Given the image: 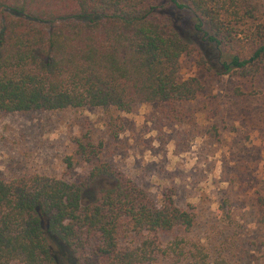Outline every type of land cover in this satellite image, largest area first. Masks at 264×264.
Segmentation results:
<instances>
[{"label": "trees", "instance_id": "16d2710c", "mask_svg": "<svg viewBox=\"0 0 264 264\" xmlns=\"http://www.w3.org/2000/svg\"><path fill=\"white\" fill-rule=\"evenodd\" d=\"M249 3L0 0V112L130 113L188 102L202 89L198 77L178 73L188 54L210 78L251 82L264 71V20L237 30L253 19ZM121 126L120 117L108 116L112 138ZM72 145L88 165L75 180L37 173L0 179V264H230L221 248L192 240L191 204L178 207L171 193L150 199L99 161L101 144L87 134ZM251 198L255 226L264 230V184Z\"/></svg>", "mask_w": 264, "mask_h": 264}, {"label": "rangeland", "instance_id": "374dc122", "mask_svg": "<svg viewBox=\"0 0 264 264\" xmlns=\"http://www.w3.org/2000/svg\"><path fill=\"white\" fill-rule=\"evenodd\" d=\"M247 3L253 19L236 26L241 34L264 20L262 3ZM193 60L188 54L179 61L181 77L196 76L202 83L188 102L138 105L130 113L98 108L0 112V179L31 173L66 181L83 176L88 165L73 154L72 139L84 133L100 142L99 161L150 199L171 193L178 207L191 204L192 240L221 248L230 264H264V230L255 226L259 211L251 198V191L264 184V71L251 82L210 78ZM235 90L243 95L235 96ZM108 116L121 118L116 138L107 130Z\"/></svg>", "mask_w": 264, "mask_h": 264}]
</instances>
